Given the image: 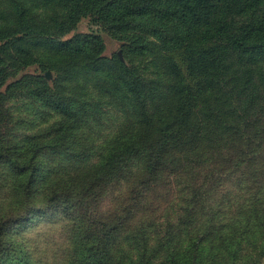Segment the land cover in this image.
<instances>
[{
	"label": "trees",
	"instance_id": "trees-1",
	"mask_svg": "<svg viewBox=\"0 0 264 264\" xmlns=\"http://www.w3.org/2000/svg\"><path fill=\"white\" fill-rule=\"evenodd\" d=\"M74 79L121 107L102 146ZM24 89L60 121L24 135ZM262 262L264 0H0V264Z\"/></svg>",
	"mask_w": 264,
	"mask_h": 264
},
{
	"label": "rangeland",
	"instance_id": "rangeland-1",
	"mask_svg": "<svg viewBox=\"0 0 264 264\" xmlns=\"http://www.w3.org/2000/svg\"><path fill=\"white\" fill-rule=\"evenodd\" d=\"M87 32H89L88 22L87 20H83L79 24L76 33ZM101 36L105 44V56L110 57L116 53L121 55L120 44L117 41L105 34ZM137 64L139 69L144 72L147 77H153V74L156 72L153 66L140 62H137ZM35 70V68H31L27 72L33 74ZM46 74H48V81H51L54 73L49 70L42 73L44 76H46ZM73 82L75 83V90H69L67 93L68 96L86 100L91 110L97 108L98 114L95 120L90 118L88 122L82 123L81 128L78 129L80 131L78 132L88 140V144H92L94 147L102 146L106 142H109L110 139L119 132V128L123 122L121 107L118 106L117 103L110 101L108 97H102L108 95L101 89L95 87L93 82L83 79H74ZM25 92L26 89L22 91L21 95L12 97L7 105L13 118L21 125L19 130L22 131L24 135L36 133L47 127V125L60 121L62 116L43 108L37 102L36 98L33 97L32 90ZM51 258L53 257H51L50 253L48 255L34 256L35 260H41L42 262H51ZM261 264H264V262Z\"/></svg>",
	"mask_w": 264,
	"mask_h": 264
},
{
	"label": "water",
	"instance_id": "water-1",
	"mask_svg": "<svg viewBox=\"0 0 264 264\" xmlns=\"http://www.w3.org/2000/svg\"><path fill=\"white\" fill-rule=\"evenodd\" d=\"M47 75H48V74H46V77H48Z\"/></svg>",
	"mask_w": 264,
	"mask_h": 264
}]
</instances>
